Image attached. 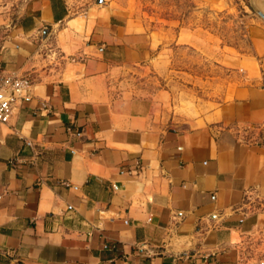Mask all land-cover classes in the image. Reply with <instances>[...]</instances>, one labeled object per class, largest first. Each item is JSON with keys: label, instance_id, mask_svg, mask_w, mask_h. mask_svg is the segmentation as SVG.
Wrapping results in <instances>:
<instances>
[{"label": "crops", "instance_id": "0c3cea01", "mask_svg": "<svg viewBox=\"0 0 264 264\" xmlns=\"http://www.w3.org/2000/svg\"><path fill=\"white\" fill-rule=\"evenodd\" d=\"M0 36V71L32 80L0 123V264H243L264 243L263 23L248 79L190 126L134 88L158 46L134 18L3 0Z\"/></svg>", "mask_w": 264, "mask_h": 264}, {"label": "rangeland", "instance_id": "374dc122", "mask_svg": "<svg viewBox=\"0 0 264 264\" xmlns=\"http://www.w3.org/2000/svg\"><path fill=\"white\" fill-rule=\"evenodd\" d=\"M65 1L70 16L115 12L136 19L153 34L158 46L133 73L134 88L143 94L164 93L173 113L172 122L180 126H190L200 112L223 96L227 87L248 79L243 69L250 52V28L264 24L253 8L264 12V0ZM182 31L188 34V42L182 41ZM47 48V64L53 65L60 56L55 39ZM241 251L243 264H264L260 237L250 235Z\"/></svg>", "mask_w": 264, "mask_h": 264}, {"label": "built area", "instance_id": "2783aa9c", "mask_svg": "<svg viewBox=\"0 0 264 264\" xmlns=\"http://www.w3.org/2000/svg\"><path fill=\"white\" fill-rule=\"evenodd\" d=\"M32 85L28 75H16L0 71V123H7L14 103L26 96Z\"/></svg>", "mask_w": 264, "mask_h": 264}, {"label": "water", "instance_id": "95a60500", "mask_svg": "<svg viewBox=\"0 0 264 264\" xmlns=\"http://www.w3.org/2000/svg\"><path fill=\"white\" fill-rule=\"evenodd\" d=\"M253 8L260 15V17L264 20V12L260 11L256 6H253Z\"/></svg>", "mask_w": 264, "mask_h": 264}]
</instances>
